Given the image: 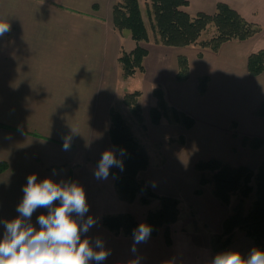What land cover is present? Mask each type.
I'll return each instance as SVG.
<instances>
[{
	"label": "crops",
	"instance_id": "crops-1",
	"mask_svg": "<svg viewBox=\"0 0 264 264\" xmlns=\"http://www.w3.org/2000/svg\"><path fill=\"white\" fill-rule=\"evenodd\" d=\"M117 1L0 0V20H7L10 24V31L0 37V239L4 233L2 221L19 215L16 209L24 195L22 188L27 177L35 173L38 181L50 177L56 182L75 181L83 187L89 205L85 219L92 216L97 223L88 233L82 234V239L89 238L93 246L97 238L103 240L105 248L111 252L103 264H129L137 257L140 264L151 263H146V257L151 258L150 240L147 244L136 245L137 252L133 253V236L113 231L103 223L105 215L130 213L135 216L132 207L135 200L121 199L112 175L107 180H97L93 175L103 151L115 148L110 137L111 108L125 95L119 90V82L124 77L119 58L124 50L125 37L115 28L113 20ZM221 1L234 7L232 1L236 0ZM242 3V9L237 10L247 20L258 22L254 20L257 12L252 14L254 16L244 14L251 12L254 5L259 7L258 10L262 9L264 16V0H242ZM260 24L263 29L254 36L245 40H229L217 51L199 44L176 47L152 43V40L139 43L149 51L146 58L155 51L172 59L175 79L179 55L188 57L189 78L174 81L171 97L165 93L171 104L195 119L191 128H186L181 122L163 120L160 124H153L150 120L146 133L142 132L147 134L143 138L145 140L141 141L148 152L149 146H157L161 142L162 133L165 135L166 132L165 123L178 133H193L205 128L212 131L209 136H215L217 127L228 129L229 126L222 152L207 159L245 165L252 170L260 167L264 161L260 154L264 144L254 148L243 139L245 136H260L264 140V119L254 110L264 100L263 93L255 96L253 110L245 114L237 107L238 99H228L234 89H254L256 85L253 78L258 76L249 74L248 58L264 48V22ZM249 43L250 47L256 48L248 50ZM137 45L133 43L129 50ZM188 49L193 52L189 53ZM223 55H227L226 58ZM202 75L210 77L204 94L198 88V77ZM240 117L247 119L243 124L245 132L241 130ZM231 123L237 126L230 128ZM72 128L78 133L73 135L70 150L65 151L63 138L72 134ZM155 131H159L160 138L152 139L151 134ZM168 144L170 149L174 146L176 159L184 142L170 141ZM166 161L167 158L164 164ZM159 163L163 165L162 159ZM150 169L151 164L140 173L146 182ZM151 171L152 175L156 174L155 170ZM204 194L196 196L203 198ZM212 194V201L207 197L211 203L207 227L205 223L200 225L206 233L197 232L196 227V232L187 228L181 234H173L174 238L187 233L189 239L183 243L189 249H200V245L208 247L210 251L202 254L201 258L208 264L213 259L211 256L223 251L215 249L214 236L216 232H222L224 220L233 212L226 207L227 211L226 204ZM167 195L175 194L169 192ZM41 213L47 214V209H37L31 218L37 230L40 228L37 219ZM175 243L173 240L169 247ZM232 246H235L234 242L229 248ZM233 250L245 255L240 248Z\"/></svg>",
	"mask_w": 264,
	"mask_h": 264
},
{
	"label": "trees",
	"instance_id": "trees-1",
	"mask_svg": "<svg viewBox=\"0 0 264 264\" xmlns=\"http://www.w3.org/2000/svg\"><path fill=\"white\" fill-rule=\"evenodd\" d=\"M189 3V0H147L146 12L150 24L148 25L140 0L116 2L113 8L115 28L119 31L130 30L132 38L138 43L133 50L123 51L119 58L125 77L133 75L137 70L145 69L144 59L149 51L139 44L140 42L153 40L155 43L176 47L199 44L217 51L229 40H245L262 29L259 24L247 20L226 2H219L215 13L200 11L196 15H192L187 10ZM212 28L211 37L200 40L203 32ZM178 65L177 79L187 80L190 75V63L187 56L179 55ZM248 72L253 76L264 73V48L250 54ZM209 81L208 75L199 77L201 94L206 93ZM153 93L156 98V104L150 108L153 124H160L171 112L175 121L181 122L186 128L193 127L195 119L169 106L161 87H155ZM140 94V91L127 93L124 101L146 129L139 103ZM255 113L264 119V100L256 108ZM110 137L115 148H123L127 152V155L123 157L124 171L120 172L117 168L110 169V172L116 176V186L121 199L134 201L140 194L141 202L146 205H149L153 199H159V207L150 208L147 211L146 223L152 226V236H156L159 228L165 225V237L170 242L169 225L178 219L180 201L174 196L159 195L143 178H140V173L150 164V155L134 135L123 114L114 107L111 108ZM244 140L254 148L264 144V140L258 137L245 136ZM195 167L199 172L200 185H211L213 194L224 204H230L232 197L238 193L242 196L232 214L224 220L223 231L214 236L215 249H228L233 241L235 230L242 229L255 241L257 248L264 250V161L256 171L245 165H233L216 158L199 160ZM253 192L256 193V198L245 212L244 199ZM103 223L113 231L130 236L133 229L139 225L136 217L130 213L105 215Z\"/></svg>",
	"mask_w": 264,
	"mask_h": 264
},
{
	"label": "rangeland",
	"instance_id": "rangeland-1",
	"mask_svg": "<svg viewBox=\"0 0 264 264\" xmlns=\"http://www.w3.org/2000/svg\"><path fill=\"white\" fill-rule=\"evenodd\" d=\"M217 2L219 3V2H224V1H221V0H191L188 6V11L192 15H196L200 11L212 14V13H215L217 10V4H218ZM140 3L143 9L145 20L147 21V24L150 25L148 21V17H147V12H146L147 5H148L147 0H140ZM232 3L234 4V7L236 9H242V6L240 5V4H243L242 0L232 1ZM258 9L259 7L254 5L251 12L244 13V14H248L249 16L250 15L254 16L252 14L257 12L254 20H257L258 21L257 23L261 25L260 23L264 22V16L261 14L262 9L261 10H258ZM257 14H261V15H257ZM212 30L213 28L209 29L207 32L206 31L203 32V34L200 37V40L211 37L213 33V32L211 33ZM120 32H122L123 33L122 35L125 37L123 41L124 42L123 51H127V52L131 51L129 50V48L133 45V43L137 44L136 41L131 36V31L128 29H125ZM152 36H153V33L151 31V37ZM129 41L131 42L133 41V42L129 43ZM150 42L153 43L154 41L152 40ZM143 44H144V41H143ZM192 46H196V44H192ZM250 46L251 45L249 43L248 50H253L254 48H256V47H250ZM188 52L192 53L193 50L188 49ZM150 54L151 56L149 58L145 57L146 59H144V66H145L144 71L137 70L133 75L128 76V77H125L122 72V76L124 77L119 82V90L120 91L122 90L125 94L134 92V91H140L141 94L139 97V103L141 104L142 114L144 116L143 123L146 124V126L148 125L147 123L150 122L151 120L150 108L156 104V98L153 93L154 88L161 87L164 91L165 97H166V93L168 94L169 97H171V93L173 92V89H174V81H176L177 79V75H175L176 79L174 78V73H173L174 67L172 64L173 63L172 59L163 57L162 54L158 52L156 53L155 51L151 52ZM226 56L227 55H223L224 58H226ZM176 64H177V61L175 62V65ZM257 76L258 77L253 78L254 83H256V85H254L255 90L249 89V88L247 89L239 88V89H234L233 92L228 95V99L230 100L238 99L237 107L239 110L243 111L244 114L250 110H253V105H254L255 98H256L255 96H258L261 93H263L262 95L264 96V73L257 75ZM199 77H198V80H199ZM198 88H199V82H198ZM124 97L125 95H123V97L116 100L115 105L113 107L117 111L123 114L125 121L131 127L137 139L140 140L141 142L142 140H145L143 138L144 136L147 135V134L143 135L142 132L145 131L146 133L147 128L144 129L142 126V123H140L137 120L136 116L131 111L130 107L125 103ZM166 100L169 106L175 107L173 104H171L168 101L167 97H166ZM243 113H240V114H243ZM246 120H247L246 118L240 117V122L242 124V127H241L242 132H245V128H243L244 126L243 124L244 122H246ZM164 121L165 122L169 121V123L177 122L174 120L171 112L167 115V118H164ZM236 123H231L230 128H233L234 126L236 127L237 126ZM228 129H229V126H228ZM228 129H226V127L224 126H219L216 128L217 132L215 133V136H209V134L212 131L206 130L205 128L201 129V131L196 130L193 133L187 132V131L178 133V131L174 129V127L165 123L166 132H165V135H163L162 133V137L160 140L161 142H159L157 146H153V145L149 146L150 152H151V157H150L151 169H150V172L148 173L146 183L149 184L151 188L159 195H167L169 194V192L174 193L175 194L174 197H176L180 201V204H179L180 214L178 216L177 221L169 225L170 242L165 237V230H166L165 225L159 228L158 234L156 236L151 235V237L149 238L151 258L149 259L148 257H146V263L151 261L150 264H208L207 261H202L201 259L202 254H207L210 251L208 247L200 245V249H197V248L189 249L185 247L183 243L185 240L189 239V236L187 235V233L183 232L182 236L176 235L174 238H173V234L174 233L181 234L182 233L181 231H186L187 228L191 230L192 232L194 231L196 232V227L199 230L197 232L204 233V234L206 233L204 229L201 228L200 225H203V223H205L204 226H206L208 223L207 217L210 216V213H208V210L211 209V206L209 205L211 203H209L208 199L210 198L209 200L212 201V198L210 195L213 193L212 186L211 185H206V186L200 185L199 172L194 167V162L196 161L197 163L199 160H206L210 156H216L217 154H220L222 152V148L225 147L224 140L226 137H228V135H225V133L229 131ZM219 130L220 132L218 133ZM159 131H155V134L154 132H152L151 134L152 139L160 138V135H158ZM258 138H260V136ZM166 141H168L169 143L170 141L171 142L173 141L176 143L184 142V146L182 147L181 152L178 153L176 159L174 158L176 154L175 150L173 149L174 146L171 147L170 149V146H168L169 144ZM247 144H249V142ZM165 147H167V150ZM169 150H171V153ZM150 152H148L149 155H150ZM260 154L264 156V149L262 152H260ZM165 158H167V161L164 164ZM160 159H162V164H163L162 166L160 165L161 163H159ZM258 168L259 167H257V169ZM257 169H253V170L256 171ZM151 170L153 171L155 170L154 172L156 174L152 175ZM153 181H155L156 183L155 187H152ZM253 184H255V181H253ZM203 192H205L204 196H202L203 198L196 196V194H202ZM241 198H242L241 194L238 193L232 197L230 204H226V206H224L223 204L222 205L225 207L227 211L228 209L233 211V209L239 204ZM255 198H256V193L253 192L248 198L244 199L243 206H244L245 212H247L248 209L252 206ZM214 201L215 200H213V202ZM159 205H160L159 199H153L151 204L145 205L143 202H141L140 194H139L138 197L135 199V202L132 204V207L134 208L135 217L138 220V222L145 223L146 210L149 208L157 209ZM226 207H228V209ZM216 234H220V233L216 232ZM233 239L234 241H232V243L234 242L235 246L234 247L232 246V247L234 249L240 248L244 250L245 255L244 253H242L243 256L248 255L252 247L254 246L256 247L255 241L251 237L247 236L245 231L242 229L235 230ZM173 240H176V243L174 244L175 246L171 248L169 247V245L173 244ZM217 251H220V250H217ZM211 258L213 257L211 256Z\"/></svg>",
	"mask_w": 264,
	"mask_h": 264
},
{
	"label": "clouds",
	"instance_id": "clouds-1",
	"mask_svg": "<svg viewBox=\"0 0 264 264\" xmlns=\"http://www.w3.org/2000/svg\"><path fill=\"white\" fill-rule=\"evenodd\" d=\"M9 31L8 21L0 20V37ZM76 133L78 130L72 128V134L63 138V150H70ZM126 155L123 148L103 151L93 170L94 178L107 180L110 175L116 178L110 169L117 168L123 172V157ZM155 186L153 181L152 187ZM22 191L24 195L16 209L19 215L2 221L4 233L0 239V264H92L93 261L103 264L111 254L103 240L97 238L93 246L89 238L82 239V234L88 233L97 221L92 216L85 219L89 205L81 185L71 180L56 182L50 177L38 181L33 173L27 177ZM40 208L47 209V214L38 216L40 228L37 230L31 218ZM152 231V226L144 222L133 229V253L137 252L136 245L149 240ZM129 264H140V258L129 261ZM209 264H264V250L254 246L245 258L238 250L226 249L216 253Z\"/></svg>",
	"mask_w": 264,
	"mask_h": 264
}]
</instances>
